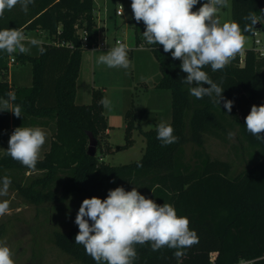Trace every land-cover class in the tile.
I'll list each match as a JSON object with an SVG mask.
<instances>
[{"label": "trees", "instance_id": "trees-1", "mask_svg": "<svg viewBox=\"0 0 264 264\" xmlns=\"http://www.w3.org/2000/svg\"><path fill=\"white\" fill-rule=\"evenodd\" d=\"M204 2L200 0L192 10H198ZM95 10L94 0H35L27 14L17 5L0 18V30L15 28L24 34L39 31L48 40L40 46L43 54L28 42L26 46L33 47L28 54L0 51V98L8 99L9 93L16 96L10 104L21 107L22 127H48L52 132L50 148L38 160L35 171L8 156V145L0 159V170L29 173L27 183H18L16 189L34 205L64 204L80 194L103 200L116 187L126 191L135 187L146 198L161 205L171 204L178 216L189 219V228L197 233L198 243L184 249L182 258L174 256L176 249L153 251L150 243L137 244L133 264H264V143L252 136L245 125L251 107L264 104V59L248 49L243 66L231 64L216 72L210 66L203 69L224 88L223 97L234 102L228 113L223 101L219 106L209 97L191 96L189 85L182 82L187 77L180 68L182 62L173 59L170 52L165 53L162 45L148 44L161 73L155 88L171 94L168 124L178 141L162 146L156 138L160 121L153 120L154 127L143 130L141 122L147 114H137L130 104L125 113L126 143L113 150L107 143L110 127L106 108L100 104L106 97L104 91L94 89L90 104H77L83 53L97 44ZM262 10L264 0H232V22H237L243 31L251 23L244 17L253 13L257 24L252 31L243 32L252 36L264 30ZM130 24L137 42L142 43L143 21L137 23L132 18ZM82 30L87 32L86 45L80 38ZM11 58L31 66V87H16L9 81ZM14 116L10 111L0 112V134L10 128ZM233 128L255 151L250 164L235 174L230 161L212 157L205 148L208 137L226 141ZM136 131L146 142L140 160L111 166L98 154L127 150L134 143ZM91 139L97 143L95 155L89 154ZM188 144L193 148L190 157L186 152ZM78 231L74 223L67 233H56L55 245L82 264H96L84 246L75 243ZM3 233L1 226L0 239Z\"/></svg>", "mask_w": 264, "mask_h": 264}, {"label": "clouds", "instance_id": "clouds-1", "mask_svg": "<svg viewBox=\"0 0 264 264\" xmlns=\"http://www.w3.org/2000/svg\"><path fill=\"white\" fill-rule=\"evenodd\" d=\"M198 3L200 0H131V9L134 20L137 23L143 21L145 25L142 37L147 44L162 45L165 53L170 52L173 59L182 61L180 68L187 73L182 82L189 85L190 95L197 99L209 97L219 106L223 101L224 108L230 113L234 102L223 97L224 88L203 69L210 66L213 72L223 70L243 50V32L252 31L258 19L249 13L244 19L251 23L246 24L242 31L237 22L221 24L217 13L227 7L228 0H205L198 11H193ZM34 4L35 0H0V18L6 10L11 11L17 5L27 14L29 6ZM26 39L19 29H2L0 51L9 55L17 51L28 54L31 49L26 46ZM28 43L38 47L43 54L42 41L31 38ZM97 62L109 68L129 69L131 61L127 45L117 43L100 55ZM15 100L12 93L8 94V99L0 98V112L10 111L17 118L21 117V107L10 104ZM100 104L109 108L111 101L104 97ZM245 125L252 136L264 143V104L251 107L245 117ZM156 133L162 146L178 141L173 134L174 128L167 122L158 123ZM233 135L228 133L230 139ZM45 142L46 133L40 127H17L9 138L6 154L35 171ZM10 185L9 177L0 179V197L8 195ZM8 212L9 201H0V216ZM189 223L187 217L177 215L171 204H157L135 187L130 191L116 187L108 191L106 199L93 196L82 201L75 217L79 229L75 243L83 245L86 254L96 264H133L137 259L135 245L146 243H150L153 251L164 247L176 249L174 256L179 260L185 255L184 249L198 243L197 233L189 228ZM0 264H14L6 240H0Z\"/></svg>", "mask_w": 264, "mask_h": 264}, {"label": "rangeland", "instance_id": "rangeland-1", "mask_svg": "<svg viewBox=\"0 0 264 264\" xmlns=\"http://www.w3.org/2000/svg\"><path fill=\"white\" fill-rule=\"evenodd\" d=\"M95 5V11L101 20L98 31L102 38L97 43L103 47L100 50H88L83 53V75L79 86L83 95L86 92L89 94L93 87L104 91L111 101L110 107L107 108V116L112 127L107 143L115 150L117 146L126 143L125 100L128 105L132 104L135 107L137 114L140 115L142 111L146 112L147 115L142 119L141 127L148 131L154 127L152 119L156 118L157 112L163 114L171 112V94L168 91H160L155 88V83L161 77L159 64L148 48L147 42L144 39L142 43L137 42L136 32L130 24L133 18L131 0H95ZM121 5L123 6V16L117 17L116 11ZM217 15L221 24L232 22V0H228L227 7L221 8ZM105 36H107V41L104 43ZM260 37L264 38V34L260 33ZM27 38L42 41L41 45L48 42L45 34L39 31H29ZM116 41L124 42L129 49H145L143 53H136L134 56L128 50L131 67L127 70L109 68L97 62L100 55L115 47ZM252 45L253 37L245 36L243 51L250 49ZM9 63L11 62L9 61ZM13 65L15 86H29L28 80L18 81L17 76L32 78L31 66L25 65L19 59H16ZM156 93L161 95L158 101L154 96ZM81 100H84L83 97L79 98V102ZM48 131L50 132V128ZM12 132L13 129L9 128L0 134V159L5 153L4 145L9 141ZM232 133H234L233 137L230 139L227 136L226 141L208 137L205 148L212 157L230 161L233 164L232 174H235L250 164L255 157V151L246 144L237 129L233 128ZM48 138L46 135V142L50 141ZM133 138L134 143L127 150L110 153L99 151L98 154L103 156L104 161L111 166L136 162L143 157L146 142L138 131L134 133ZM192 151V146L188 144L186 146L188 157L191 156ZM5 176L11 179V185L8 195L0 197V201L5 199L9 201V212L0 216V227H4V233L0 240H6L7 246L12 252L14 264H82L66 255L55 245V234L67 233L72 228L79 207L82 201L88 198V195H74L64 204L34 205L19 194L16 189L18 183H27V174L0 170V179Z\"/></svg>", "mask_w": 264, "mask_h": 264}, {"label": "crops", "instance_id": "crops-1", "mask_svg": "<svg viewBox=\"0 0 264 264\" xmlns=\"http://www.w3.org/2000/svg\"><path fill=\"white\" fill-rule=\"evenodd\" d=\"M94 3H95V0H94ZM95 8H96V5H95ZM95 13H96V11H95ZM123 16V15H122ZM122 16H117V17H122ZM96 18H97V27H98V29L100 28V25H101V20H100V17L98 16V14L96 13ZM105 32H106V30H105ZM40 33H42V32H40ZM25 36H26V38H27V34H25ZM102 38H101V35H100V33H99V31H98V36H97V42L99 41V40H101ZM29 41V39L27 38L26 39V41L25 42H28ZM107 41V36H105V38L103 39V42L105 43ZM99 43V42H98ZM136 45H137V42H136ZM30 49H32L33 50V47H30ZM130 51L132 52L131 53V55L132 56H134V54H139V53H143L144 51H145V49H142V48H133V49H130ZM25 65L26 64H28V63H24ZM29 65V64H28ZM30 66V65H29ZM84 66V65H83ZM83 66H82V71H81V76H80V78H79V80H78V84H77V104H80V105H84V104H90L91 103V101H92V93H93V90H94V88L92 87V91H90V93L88 94L87 92L85 93V95H83V92L81 91V87L79 86V84H81V77H82V75H83ZM13 69H14V65L13 64H11V63H9V81L10 82H13L14 80H15V77H14V75H13ZM30 77V76H29ZM12 79V80H11ZM17 80L18 81H24V80H28L27 81V83H29L30 85L29 86H27V87H31V85H32V78L30 77V78H25V76L24 77H21L20 75H18L17 76ZM80 88V89H79ZM105 93V92H104ZM159 93H156V95H154L155 96V98H156V100L158 101V98H161V95H158ZM106 96V95H105ZM82 98L83 97V99L84 100H81V102H79V98ZM107 97V96H106ZM87 99H90V100H87ZM172 103V102H171ZM125 105H124V111H125V113H126V111H127V109L129 108V106L130 105H128V103L126 102V100H125V103H124ZM157 115H156V118L155 119H152V121L153 120H156V121H164V122H167V123H169L170 121H171V112L169 113V114H163L162 112L160 113V112H157L156 113ZM106 115H107V108H106ZM107 118H108V123H109V117L107 116ZM124 119H125V114H124ZM23 123H24V117L23 116H21V117H19V118H17L16 116H14L13 117V119L11 120V124H10V129H13V131H14V129H15V127H22L21 125H23ZM153 124H154V122H152ZM124 124H125V128H126V123H125V120H124ZM38 127H40L42 130H44L45 131V133H46V135H47V137H49L48 139L50 140L49 142H48V140H47V142H45V144H44V146L42 147V149H41V153H40V158L41 157H43L44 156V154L49 150V148H50V142H51V139H50V137H51V135H52V132H51V130H50V132L48 131L49 130V128L48 127H41V126H38ZM109 127H110V129H111V125H110V123H109ZM33 128H35V127H33ZM108 130V135H109V137H110V133H111V130ZM143 129V128H142ZM6 145H8V142L7 143H5V145H4V147H6ZM27 176H29V173H27Z\"/></svg>", "mask_w": 264, "mask_h": 264}, {"label": "built area", "instance_id": "built-area-1", "mask_svg": "<svg viewBox=\"0 0 264 264\" xmlns=\"http://www.w3.org/2000/svg\"><path fill=\"white\" fill-rule=\"evenodd\" d=\"M198 11V10H196ZM116 15L117 16H122L123 15V11H122V8L119 7L118 10L116 11ZM80 33V38H81V41H82V44L83 45H86L87 41H88V38H87V32L82 30L79 32ZM260 33L262 32H255L252 37H253V45L250 49H253L254 52L260 57V58H263L264 59V38H261L260 37ZM117 43H124L122 41H116V45ZM125 44V43H124ZM115 45V46H116ZM101 47H103L101 44H96V46H93L90 50L93 51V50H100ZM128 50H130L128 47H127ZM246 50H242L240 53H238L235 57V59H233L228 65H231V64H237V65H240V66H243L244 65V62H245V54H246ZM181 61V60H180ZM10 62L13 64L15 63V59L14 58H11L10 59ZM182 62V61H181ZM13 133V132H12ZM241 264H251V262H243Z\"/></svg>", "mask_w": 264, "mask_h": 264}, {"label": "water", "instance_id": "water-1", "mask_svg": "<svg viewBox=\"0 0 264 264\" xmlns=\"http://www.w3.org/2000/svg\"><path fill=\"white\" fill-rule=\"evenodd\" d=\"M262 33L264 34V30L262 31ZM97 143L95 142V140L91 139V143H90V146H89V154L90 155H95L97 149Z\"/></svg>", "mask_w": 264, "mask_h": 264}]
</instances>
